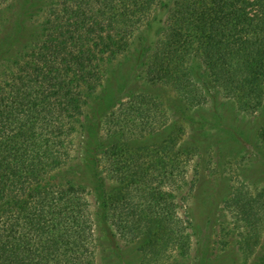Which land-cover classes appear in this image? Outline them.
Here are the masks:
<instances>
[{"label": "trees", "instance_id": "1", "mask_svg": "<svg viewBox=\"0 0 264 264\" xmlns=\"http://www.w3.org/2000/svg\"><path fill=\"white\" fill-rule=\"evenodd\" d=\"M19 1L17 38L0 44V264H96L82 168L108 234L115 221L151 255L175 233L184 242L171 231L169 190L185 184L194 149L175 131L131 144L165 127V113L140 90L114 104L115 69L140 47L133 37L141 31L145 82L202 101L195 86L206 73L252 104L264 85V0ZM30 10L40 35L22 39ZM20 39L21 52H12Z\"/></svg>", "mask_w": 264, "mask_h": 264}, {"label": "rangeland", "instance_id": "2", "mask_svg": "<svg viewBox=\"0 0 264 264\" xmlns=\"http://www.w3.org/2000/svg\"><path fill=\"white\" fill-rule=\"evenodd\" d=\"M15 2L20 4L19 0L0 2V44L17 38L13 32L20 7ZM32 13L22 19L28 22L22 39L40 35V20H30ZM145 36L137 33L133 40L140 47L131 53L129 62L117 63L112 89L119 90L112 102L118 105L129 93L140 90L162 103L167 125L134 139L132 145L155 143L175 131L183 148L194 149L185 162V184L180 190H169L175 195L171 231L181 230L179 239L184 242L175 233L171 242L154 246L151 255L145 246L138 247L120 233L115 221L110 222L113 228L108 234L91 186L93 178L82 168L80 180L90 192L96 264H264V85L261 98L249 104L248 99L237 101L221 92L206 73H200L195 87L203 100L197 96L187 101L169 85L144 81L149 52ZM21 41H12V52H21ZM171 180L181 185L179 176ZM110 183L117 181L113 177Z\"/></svg>", "mask_w": 264, "mask_h": 264}]
</instances>
